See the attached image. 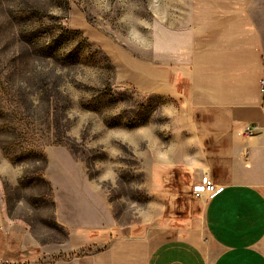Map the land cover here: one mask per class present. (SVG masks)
<instances>
[{"label": "rangeland", "instance_id": "1", "mask_svg": "<svg viewBox=\"0 0 264 264\" xmlns=\"http://www.w3.org/2000/svg\"><path fill=\"white\" fill-rule=\"evenodd\" d=\"M189 7L0 0V216L23 264L71 262L116 238L181 236L197 218L176 102L134 87L125 66L156 60L161 28Z\"/></svg>", "mask_w": 264, "mask_h": 264}, {"label": "crops", "instance_id": "2", "mask_svg": "<svg viewBox=\"0 0 264 264\" xmlns=\"http://www.w3.org/2000/svg\"><path fill=\"white\" fill-rule=\"evenodd\" d=\"M189 6L161 28L156 60H127V81L174 98L182 165L195 186L209 175L220 193L203 201L181 236L116 238L62 264H264V0ZM250 124L259 130L244 138ZM8 238L0 235V256L28 261L10 251Z\"/></svg>", "mask_w": 264, "mask_h": 264}, {"label": "built area", "instance_id": "3", "mask_svg": "<svg viewBox=\"0 0 264 264\" xmlns=\"http://www.w3.org/2000/svg\"><path fill=\"white\" fill-rule=\"evenodd\" d=\"M264 92V87H263ZM259 127L253 124L248 125L243 131L244 138H250L257 134ZM220 193V188L209 175H204L200 182L195 186L193 195L197 200L205 201L216 198ZM10 234L8 226L0 220V235ZM0 264H10L9 261L0 259Z\"/></svg>", "mask_w": 264, "mask_h": 264}, {"label": "trees", "instance_id": "4", "mask_svg": "<svg viewBox=\"0 0 264 264\" xmlns=\"http://www.w3.org/2000/svg\"><path fill=\"white\" fill-rule=\"evenodd\" d=\"M14 151V150H13ZM32 153V152H31ZM15 154V152L14 153H12V154H10V156H12L13 157V155ZM16 155H19V154H17V152H16ZM15 157H17V156H15ZM21 158L22 157H20V158H18V159H20L21 160ZM17 159V158H16ZM23 159V158H22ZM46 157L45 156H43V161H44V163H46Z\"/></svg>", "mask_w": 264, "mask_h": 264}]
</instances>
